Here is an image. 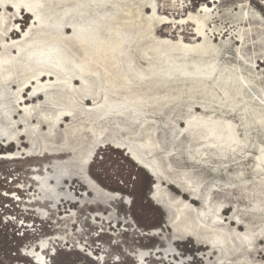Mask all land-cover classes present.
<instances>
[{"label":"rangeland","instance_id":"obj_1","mask_svg":"<svg viewBox=\"0 0 264 264\" xmlns=\"http://www.w3.org/2000/svg\"><path fill=\"white\" fill-rule=\"evenodd\" d=\"M41 1L0 3V264H264V0Z\"/></svg>","mask_w":264,"mask_h":264},{"label":"bare ground","instance_id":"obj_2","mask_svg":"<svg viewBox=\"0 0 264 264\" xmlns=\"http://www.w3.org/2000/svg\"><path fill=\"white\" fill-rule=\"evenodd\" d=\"M18 1H19V3H17V5L18 4H20V5L23 4L22 6H24L27 9L26 15L24 16L25 18H27L29 15H32V16H35L36 15V17H38V13L42 10V8H41L42 7L41 6V2L42 1L41 0H18ZM113 2H114V0H103L100 4L99 3H96V8L97 9L100 8L99 10L106 9L107 8V4L108 3L111 4ZM214 2L216 3V0ZM0 3L2 4V7H4L3 0H0ZM87 6H89V8H87L88 11L91 10V9H93L91 3L90 4H87ZM24 7L22 9L23 10L22 13L25 10ZM158 10L160 11V9H158ZM211 10H212V8H210V6H204L201 9V11H211ZM153 12L156 13V7H153ZM63 15H64V18L76 17L78 20H86L87 19L86 18L87 15H82V14H79V13H74V15H70V16L66 15L65 13ZM61 17H62V15H61ZM161 17H163V16H161ZM166 18H168V17H166ZM160 20L163 23H168L169 22L168 19H164V18H161ZM192 20H195L197 22V24H198V34H199V37H201V32H203V29H205V23L203 22V20L197 19L195 17H193ZM70 29H71V27H68L67 26L63 30L67 32V31H70ZM83 29L84 28H82L80 30V32H81V38L79 40L80 45L83 44V43H86V44L89 43L88 40H89L90 33L89 32H85V31H82ZM67 42H69V44L71 46H73L74 49L80 50V48L78 47V44L76 43V41L68 40ZM45 54L46 55H43V54L41 55L42 59H45L46 57H48V58L50 57V54L49 53H45ZM53 56H56V55H53ZM59 61L61 62V59ZM58 64H60V63H58Z\"/></svg>","mask_w":264,"mask_h":264}]
</instances>
